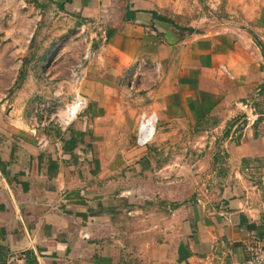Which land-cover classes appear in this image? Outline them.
Here are the masks:
<instances>
[{"label": "crops", "instance_id": "crops-1", "mask_svg": "<svg viewBox=\"0 0 264 264\" xmlns=\"http://www.w3.org/2000/svg\"><path fill=\"white\" fill-rule=\"evenodd\" d=\"M37 1L0 0V264H245L264 236V0H46L62 30L39 26ZM205 4L225 25L189 30ZM85 22L108 36L82 86L90 104L42 147L6 99L18 81L19 98L30 83L51 93L83 54ZM58 35L64 49L22 74L32 44L41 53ZM142 113L157 117L146 146ZM108 178L148 180L154 195L155 180L179 181L140 203Z\"/></svg>", "mask_w": 264, "mask_h": 264}, {"label": "rangeland", "instance_id": "rangeland-1", "mask_svg": "<svg viewBox=\"0 0 264 264\" xmlns=\"http://www.w3.org/2000/svg\"><path fill=\"white\" fill-rule=\"evenodd\" d=\"M32 3H33L32 5L36 6L37 10H39L42 15L41 19L38 22L40 27L42 26L44 28H48L49 30L51 28H53L54 30H62L65 27L70 26V23L64 19V15L61 14L60 12L61 10L59 9L58 6H53L46 0H41V1L32 2ZM205 6L206 8L204 10L205 12L203 14L202 19L200 18L199 20H197L199 21V23L195 25L196 27H192V29H189V30L191 31L195 30L198 33H202L208 29H217L225 25L226 17H224L225 15L223 13L219 11H215V9H211L210 5L205 4ZM72 27L73 25H71V28ZM35 28H36V24H33L32 30L34 31ZM74 28L73 30H75ZM78 33L80 34L81 37H85L83 34L80 33L79 29H78ZM58 36L59 37H56L58 40L54 44L53 48L49 49V47H46L47 49H45V51H42L41 53H38V51L34 48V45L32 44L31 48L24 55L25 57H23V59L25 60L26 66L24 65L22 67L23 68L22 74L29 73L30 64L33 61L40 60V58H42L41 59L42 61H47L48 57L50 56V53H52L50 50H53L55 48L57 50L59 49V51H62L64 49L63 41L66 38V35H58ZM95 42L96 40H94L93 46H92L94 50V54L96 51ZM86 48H87V42L85 41L84 51H83L82 56L80 57L78 61L72 64V67L69 69L68 75L60 74L59 82L52 84L51 93L48 92L46 94L45 93L41 94L39 92H36L35 86L36 85L38 86V84L30 83V84H26L28 85V92H27L28 95H26L23 98L22 97L19 98V96L15 94V92L17 91L18 88L23 86L24 83L18 81L14 85V90H12V92L6 99V100H9L8 103L10 105H14L15 102H18V105L19 104L22 105L26 110V118H27L28 125L31 128H34L37 125H39L38 129H40L41 131L39 130L38 131L40 132L41 135H47L46 136L47 139L54 135L62 136L63 134H66L71 128V125H69L64 130L63 129L64 127L60 124V122L57 121L55 123L54 119L51 121L49 118H51L52 114L57 113L61 118L64 119L66 116L67 108L69 107V105H71L73 100H75L77 94L84 96L82 86H83L85 79L87 78L88 66L91 63L94 55L89 62H84L85 73L79 83L76 84L72 82V76H73L74 69L78 68V64L83 61V56L85 54ZM60 58L61 57L59 56V58H52V60L49 59V64H51L52 62L53 63L60 62L61 61ZM13 61L15 62V64L21 65V62H19V59L14 58ZM42 69L48 70L45 67H42ZM32 71H34V67L32 68ZM50 86L51 85L49 84H44V87L42 88H44V90H47L48 88H50ZM86 100L88 102V105H87L88 107L90 103L87 98ZM36 111L38 113H36ZM38 135L39 134H37L36 136L38 137ZM194 135L195 134H193L191 138H193ZM190 174L191 173H189V175ZM113 179L114 178L106 179L107 184L111 183L112 187H114L115 182L117 184L119 183V181L123 182L124 187L135 186L138 189V192L134 193L133 196L137 197L138 198L137 202H140V203H147V202H154V201L160 202L162 200V197L159 196L157 192L162 189V184L165 182L167 183L169 181L171 182L169 183V185L171 184L170 186H174L173 184H175L176 181H179L178 179L177 180H165V179L155 180V181H158L159 183H157L158 185L155 186L156 194L154 195L151 193L152 187L149 185L148 186L146 185V183L149 182L148 180H138V179L113 180ZM101 181L103 182L105 180L103 179ZM139 181H143V184H139ZM186 181L188 185H193V184H195L196 186L202 185L204 188H207V189H211L212 185L214 184V182L211 181L210 178L203 179L201 182L199 180L194 181L193 179H191V177H189L186 179ZM100 185H102V183H100ZM177 185L178 183L176 184V186Z\"/></svg>", "mask_w": 264, "mask_h": 264}, {"label": "built area", "instance_id": "built-area-1", "mask_svg": "<svg viewBox=\"0 0 264 264\" xmlns=\"http://www.w3.org/2000/svg\"><path fill=\"white\" fill-rule=\"evenodd\" d=\"M78 29L80 33L83 34L86 38L87 48L83 56V61L79 63L78 68L74 69L73 71L72 82L76 84L79 83L81 78H83L84 76V73H85L84 62H89L94 55V50L92 47L94 40L101 39V41H106L108 37L105 30H102L101 33H99L95 25L88 23V22L81 24L78 27ZM87 34L88 36H86ZM78 100L82 101L81 108L74 115L72 119L68 120L67 110H66V116L64 119L61 118L57 113L52 114L51 118L49 119L51 121L54 119L55 123L57 121L60 122V124L64 127L63 129L65 130L67 126L71 125L79 117V115L84 111V109L88 105V102L85 96H81L77 94L75 100H73L72 103ZM36 113L38 112L36 111ZM149 117L150 115H148L147 113H142L140 115L139 126H138V131H137V143L139 146H146L147 144H149V142L152 140L155 134L156 127L153 133H151L150 131L145 132L143 130L142 126L147 122ZM38 126L39 125H37L34 128L38 129ZM38 143L40 146L45 147L48 143L46 136L39 135ZM245 264H264V236H256L253 238L252 242L248 246V257L245 261Z\"/></svg>", "mask_w": 264, "mask_h": 264}, {"label": "bare ground", "instance_id": "bare-ground-1", "mask_svg": "<svg viewBox=\"0 0 264 264\" xmlns=\"http://www.w3.org/2000/svg\"><path fill=\"white\" fill-rule=\"evenodd\" d=\"M81 100L75 101L71 105H69L67 112H68V120L72 119L74 115L79 111L81 108ZM157 117L155 115H150L147 122L142 126L145 132L150 131L151 133L154 132L156 127Z\"/></svg>", "mask_w": 264, "mask_h": 264}, {"label": "water", "instance_id": "water-1", "mask_svg": "<svg viewBox=\"0 0 264 264\" xmlns=\"http://www.w3.org/2000/svg\"><path fill=\"white\" fill-rule=\"evenodd\" d=\"M257 39V38H256ZM258 40V39H257ZM259 43V41H257ZM260 44V43H259Z\"/></svg>", "mask_w": 264, "mask_h": 264}, {"label": "trees", "instance_id": "trees-1", "mask_svg": "<svg viewBox=\"0 0 264 264\" xmlns=\"http://www.w3.org/2000/svg\"><path fill=\"white\" fill-rule=\"evenodd\" d=\"M262 87H264V86H262Z\"/></svg>", "mask_w": 264, "mask_h": 264}]
</instances>
